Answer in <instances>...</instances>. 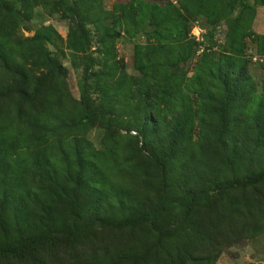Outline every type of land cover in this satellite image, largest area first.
<instances>
[{"label": "rangeland", "instance_id": "rangeland-1", "mask_svg": "<svg viewBox=\"0 0 264 264\" xmlns=\"http://www.w3.org/2000/svg\"><path fill=\"white\" fill-rule=\"evenodd\" d=\"M0 2L21 15L9 20L0 15V25L7 20L2 26L10 34L5 50L8 55L14 53L13 59L8 58L9 66L23 65L35 86L43 82L29 102L0 100V134L2 140L10 139L2 148L19 177L0 174V189L7 193L11 190L7 203L0 207V220L7 234L14 235L15 226L30 230L36 225L33 215L39 214V204L50 201L51 189L61 198L75 196L85 208L95 210L96 219H110L114 225L122 221L132 224V213L141 209L145 218L163 224V233L171 236L167 244L171 253L186 259L181 263L264 264V230L255 238L233 235L249 216L258 217L264 208V189L234 187L221 193L215 188V183L226 185L234 175L246 174L260 160L254 143L238 128L243 120L238 109L228 119L230 132L217 139L220 123L205 117L206 109L199 105L192 86L203 60L213 58L223 63L233 55L237 44L228 42L232 38L230 27L245 5L253 11L242 17L250 19L251 35L242 40L240 58L256 96H264V40L260 39L264 37V0H239L231 13L221 0ZM221 9L230 16H219ZM172 10L179 18L161 24ZM16 41L21 46H16ZM176 57L180 77L175 83L182 82L181 91L190 104L186 147L184 153L177 152L176 160L195 157L198 167L211 174L202 185L211 192L198 198L187 216L180 214L183 207L175 205L178 188L174 184L195 188L200 176L182 173L183 164L175 160L179 167L167 177L168 173L152 165L162 157L164 148L157 144L139 151L145 145L143 137L128 129L132 121L140 119L136 106L144 96L145 83L157 85L159 81L145 68ZM6 70L0 67V75ZM164 109L161 101L152 119L168 122ZM162 115L165 118L159 117ZM88 116L91 120H84ZM205 138L209 140V154L203 156L206 141L203 145L201 141ZM15 161L19 163L16 167ZM182 174L185 177L181 178ZM165 182L168 192L164 194ZM154 205L160 209L152 217ZM57 217H52L58 219L52 229H57L60 221L69 223L72 214L59 211ZM110 231L92 227L80 241H57L47 247L43 257L47 264H79L80 256H91V252L107 248L109 254L120 253L119 245L126 237L118 235L126 236L129 230Z\"/></svg>", "mask_w": 264, "mask_h": 264}, {"label": "trees", "instance_id": "trees-1", "mask_svg": "<svg viewBox=\"0 0 264 264\" xmlns=\"http://www.w3.org/2000/svg\"><path fill=\"white\" fill-rule=\"evenodd\" d=\"M17 1L19 2L20 0ZM195 1L197 2V0ZM204 1L212 2L213 0ZM221 1H224L226 6L231 9L230 13L234 11L239 2V0ZM252 12L250 7L243 5L240 17L233 20V24L230 27L231 34L229 32V36L232 38L230 41L228 40V42L237 44V48L233 49V55L225 58L223 63L221 61L217 62L213 58L203 60L197 71L196 81L192 85L194 88L193 92L196 94L195 97L199 105L206 109L205 117L212 119V121L216 119L217 122L220 123V134H218V137L216 136L217 139L221 138L223 133L230 132L231 122L228 119L230 115L238 109L240 117L243 118V120L239 121L238 128L242 134H246V136L250 137V140L254 143V152L260 159L252 168H249L246 174L234 175V178H231L226 185L220 186L215 183V188L220 190L221 193L234 187L264 189V96H256L254 84L247 75L243 59L240 58V56H242V40L251 35V33H249L250 19L246 18L242 20V17L251 15ZM0 15L1 17L6 16L8 20L14 15L18 17L21 16L19 13L15 12L9 4L4 2H0ZM218 15L226 16L225 18L230 16L229 14L224 15L222 9L218 12ZM173 17L179 18V15L174 10L169 13L168 17H166L161 24L172 22ZM5 21L7 20H2V23ZM2 23L0 25V67L8 69V71L6 70L4 74L0 75V100L9 101L16 98L15 100L22 102L26 100L29 102L31 97L34 99L38 92L37 88L43 82L35 86L33 85V78L27 74L23 65L9 66L8 58L13 59L14 53L12 52V54L8 55L9 52L5 50V46L7 45L6 41L10 38V34L6 32L7 28L2 26ZM157 33L158 31L156 34ZM114 35H118L116 28L114 29ZM260 39L264 40V37ZM15 43L16 46H21L22 44L20 41H16ZM178 60V57L174 58V61L166 58L160 60L157 65L151 63L149 67L145 68L149 70L150 73L156 74L159 81L156 82L157 85L154 82L145 83L146 90L144 96L141 97V101L137 103L136 106L137 110H140V119L132 121V126L128 129L135 130L143 137L145 145L144 148L138 149L139 151L148 150L151 145L157 144H159V148H164L162 157L160 159L156 158L158 160L152 162V165L154 168H161L165 174L168 173L167 177H170V174L174 175L175 172L172 171L178 169L179 166L174 164L176 161L183 164L182 166L180 165L182 173L183 171L186 172L189 174V177L196 175L200 176V180L195 183V188L192 186H190L191 188L189 186L187 187V185L179 188L174 184V187L178 188L175 189L177 195L174 199L175 205H179L180 208L183 207L184 210H181L180 214L187 216L190 213V209L195 206V201L200 197L209 195L208 192H211V190L207 191L202 186L204 183L203 181L207 180L211 174H209V171H205V169L203 170L198 167V161L195 160V157H186L187 159H183L184 161L182 160L181 162V157L176 160L178 155L177 152L181 151L184 153L186 147L187 138L185 135L186 128L189 125L188 119L190 111V104L187 101L188 97L185 96V93L181 91L180 88L182 82L180 81L178 84L175 83V80L180 77L177 71L179 67ZM145 69H142L143 74H145ZM145 81L146 80H143V85H141V87L144 86ZM134 83L137 84L139 82L134 80ZM30 87H32L31 92L28 91ZM161 101L165 104L164 112H166L170 118L168 122H165L164 119H152L153 112L156 110L159 112L158 105ZM252 101L255 102L254 105H252ZM19 110L20 107L17 106L16 111ZM85 111L88 115V109H85ZM162 116L159 117L165 118V115ZM87 118L88 119L84 120H91L90 116ZM7 140L10 139L2 140V134H0L1 175L14 174V171H16L17 174L18 172L15 168L10 167L9 162L6 161L5 157L7 156L3 152L4 150L2 147L6 144ZM205 141L206 146L203 145ZM207 141H209L207 138L201 141L204 147L202 150L203 152L201 151L203 156L209 154ZM77 142L78 141H74V144ZM137 142H135L134 145L137 146ZM128 144L131 146V139H129ZM75 148L78 149V147ZM18 164L19 163L16 162L15 167L18 166ZM186 165H190L187 169L189 170L192 168L191 172H187V169H183ZM194 168L196 169L194 170ZM182 176L185 177L184 174L180 175L181 178ZM15 177L19 180L18 176L15 175ZM14 181H16V179H14ZM166 188L168 187L165 182V188L163 189L164 194L168 192ZM10 191L7 193L4 188L0 189V207H2V204L7 203L8 195L11 193ZM49 193L50 195H48V197L50 198V203L46 201L44 204L38 205L39 214L33 215V219L36 220L37 223L30 230L15 226L14 235L10 236L3 230V222L0 220V232H3L0 237V264H5L7 262H12L10 264H47L43 257L48 251L47 247L56 244L57 241H80L81 238H86L87 235H89L90 228L95 226L106 231L109 230L111 233L112 231H110V228H117L119 230L127 229L129 231L126 236L123 234L118 235V237H126L122 242L123 244L119 245L120 253L113 252L109 254L110 252L107 251V248L103 249L100 253L91 252V256H80V259H78L80 262L79 264H184L181 263V261L183 260L184 262L186 259H182L184 258L182 254L174 255L171 253V246L169 247V245H167L171 236L169 233H163L165 228L163 224L159 223L155 218H145V213H143L141 209L132 213L133 219L129 221L132 224L122 221L119 222L118 225H114L110 219H98V217L96 219L94 217L96 216L94 215L95 210L90 207L85 208L75 196L68 197L65 195L61 198L56 191L51 189H49ZM45 197L47 196L45 195ZM162 198L164 199L165 196H162L161 199ZM154 208L152 213L150 212L152 217H155L158 213V209H160V207L157 209L155 205ZM59 211H67L72 214V218L69 223H64L62 221H60V223L58 222L59 227L57 229H52L51 227L55 225L58 220L52 217L53 215L57 217ZM263 213L264 208L259 210L258 217L250 218L251 216H249L245 222L243 221L244 223L240 230H238L237 233L234 232L233 235H237L236 238H255L264 230ZM91 257H93L92 261L89 259ZM189 259L191 261L194 260L190 255ZM201 261H204V258L201 259Z\"/></svg>", "mask_w": 264, "mask_h": 264}]
</instances>
